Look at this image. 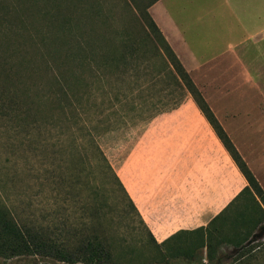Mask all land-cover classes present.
<instances>
[{
  "label": "trees",
  "instance_id": "trees-1",
  "mask_svg": "<svg viewBox=\"0 0 264 264\" xmlns=\"http://www.w3.org/2000/svg\"><path fill=\"white\" fill-rule=\"evenodd\" d=\"M50 1L53 9H37L40 0H0V83L3 85L0 86V127L14 124L15 130H20L19 133L22 130L25 138L38 132L39 121L45 116H49L53 123H70L69 117L79 115L81 104L89 102L95 96L92 83H88L85 76L84 69L93 73L87 54L104 48L99 44L102 34L96 33L93 38L86 39L89 32H84L81 25L74 24L71 16L62 13L61 8L66 0L47 2ZM149 6L150 4L136 17L126 5L134 20V26L132 29L125 28L120 46L111 47L112 52H122L106 57L102 64L118 65L133 50H150L158 58L170 83L161 90V106L149 103L153 111L145 116L146 122L179 108L188 96L192 98L245 178L247 186L215 219H223L224 223L231 219L227 229L223 223L214 227V221L207 228L198 229L197 233L202 234L201 243L194 244L192 248L187 247L186 254L189 257L202 258V253L197 252L206 248L205 259L208 264H222L226 258H231L234 264H244L242 260L254 249L260 248L261 241L264 243L263 237L262 240L248 244L258 227L264 225V191L150 17L147 12ZM69 40L74 41L71 47L68 46ZM58 56L64 57L65 61L52 59ZM44 57L52 59L50 64L43 60L41 65L39 61ZM41 66L46 68V73H52L51 85L55 88L42 97L33 82ZM95 76L92 78L96 79ZM163 100L166 102L162 103ZM145 102L148 104V100ZM41 113L42 118H39ZM100 128L98 123L92 125L89 121L79 125L76 120L69 131L72 153L86 147L94 149L98 162L111 174L128 208L146 230L151 242L160 249L162 246L156 243L134 202L97 145L96 138ZM84 131L87 134H83ZM42 148H46V144ZM72 153L70 156H73ZM76 155L78 156L77 153ZM77 181L70 177L72 190L81 187ZM85 211L88 223L82 221V217L76 223L61 218L58 225L52 227L44 216L19 222L10 209L0 202V257L10 260L16 257L39 256L65 264L127 263V254L123 252L121 243L102 224L105 215L101 210L86 206ZM223 247H230L232 251L225 253L222 251Z\"/></svg>",
  "mask_w": 264,
  "mask_h": 264
},
{
  "label": "crops",
  "instance_id": "crops-1",
  "mask_svg": "<svg viewBox=\"0 0 264 264\" xmlns=\"http://www.w3.org/2000/svg\"><path fill=\"white\" fill-rule=\"evenodd\" d=\"M147 12L264 191V0H153ZM181 108L118 172L168 251L193 235L201 243L197 230L221 226L215 219L247 186L195 103Z\"/></svg>",
  "mask_w": 264,
  "mask_h": 264
},
{
  "label": "rangeland",
  "instance_id": "rangeland-1",
  "mask_svg": "<svg viewBox=\"0 0 264 264\" xmlns=\"http://www.w3.org/2000/svg\"><path fill=\"white\" fill-rule=\"evenodd\" d=\"M47 1L49 0H40L37 9H53L52 1L50 3ZM152 1L64 2L62 13L71 16L74 24L81 25L84 32H89L86 39L93 38L96 33L103 35L99 44L104 48L87 54V60L93 66V73L84 69L87 82L92 83L95 96L89 102L84 101L85 103L81 104L82 110L79 111V115L69 117L70 123L67 121L53 123L49 116H45L39 121L38 132L29 138H25L22 130L21 133L20 130H15L14 124H6L5 128L0 127V202L10 209L19 222L44 216L52 227L58 225L61 218L76 223L82 217V221L88 223L85 207L99 208L105 215L102 220L104 228L115 236V240L121 243L123 252L127 254L128 262L123 264H204L202 250L197 252L202 253V258L189 257L186 254L187 247L192 248L195 244L196 235L185 237L187 244L181 245L179 251L157 249L128 208L111 174L98 162L94 149L86 147L72 153L73 148L70 146L69 131L76 120L79 125L89 121L92 125L98 123L101 128L96 138L97 145L118 176V172L120 169L123 170V164L133 151L140 149L142 153L145 136L149 137L150 132L161 130L159 121L162 118L180 116L181 106L194 103L188 96L179 108L146 122L145 116L149 111H153L151 105L153 103L162 105L159 103L161 90L170 83L158 58L150 50H133L127 55L129 58L118 65L102 64L105 63L106 57L122 52L121 50L112 52L111 47L120 46L125 28L132 29L134 26V20L126 5L137 17ZM73 44L74 41H68L69 47ZM52 59L65 61V58L60 56ZM52 59L44 57L39 62L43 65L42 62L45 60L50 64ZM35 75L33 82L38 88L39 96H47L55 90L51 85L52 73H46L44 66H41ZM93 75L97 78L93 79ZM261 78L264 86V75ZM237 84L240 82L237 81ZM0 86L3 85L0 83ZM147 100L148 104L145 102ZM164 101L166 102L163 100L162 103ZM46 105L48 106V102ZM44 111L48 113L47 109ZM42 114L39 118H42ZM164 130L166 131L165 128L162 129ZM85 133L84 131L83 134ZM43 144H46L44 149ZM71 153L73 156H70ZM70 177L78 180L77 183L81 186L78 190L70 188ZM230 220L223 222L225 229ZM260 243L262 244L260 248L254 249L242 260L244 264H264V243L262 241ZM223 251L228 253L232 250ZM226 259L222 264H234L231 258ZM0 264L65 263L39 256H24L10 260L0 257Z\"/></svg>",
  "mask_w": 264,
  "mask_h": 264
},
{
  "label": "water",
  "instance_id": "water-1",
  "mask_svg": "<svg viewBox=\"0 0 264 264\" xmlns=\"http://www.w3.org/2000/svg\"><path fill=\"white\" fill-rule=\"evenodd\" d=\"M263 237H264V225H261L258 227L257 231L253 234L248 244L257 241L258 239H262Z\"/></svg>",
  "mask_w": 264,
  "mask_h": 264
}]
</instances>
